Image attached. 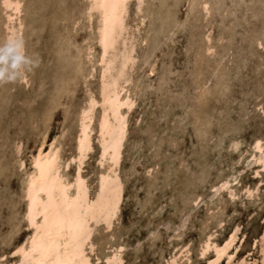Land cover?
<instances>
[{
  "label": "rangeland",
  "instance_id": "374dc122",
  "mask_svg": "<svg viewBox=\"0 0 264 264\" xmlns=\"http://www.w3.org/2000/svg\"><path fill=\"white\" fill-rule=\"evenodd\" d=\"M154 1L144 0L138 15H133V2L128 6V23L142 19L137 35L145 43H136V60L129 73L128 88L136 102L127 117L118 164L120 205L109 230L102 223L94 228L91 258L120 245L123 264H163L189 242L190 263L177 264H205L211 252L197 258L201 240L212 233V239L221 243L238 225V240L241 235L243 239L235 243L238 248L231 264L242 257L241 264L249 263L258 257L257 245L251 248V243L264 227V168L249 159L253 142H264V0H209L211 10L204 18L196 9L189 10V0ZM82 6L84 0H23L24 52L18 61L1 43L0 27V264L10 263L15 247L29 232L22 218L21 184L30 157L38 145L46 149L59 137L61 158H69L75 115L86 92L96 94L95 72L92 77H67L73 56L91 43L94 34L95 17L87 21ZM207 30L210 53H204ZM155 45H159L156 50ZM92 49L93 64L98 47L93 44ZM160 79L164 82L159 86ZM97 152L92 141L82 167L90 194L99 170ZM73 169L71 162L65 172L71 176ZM233 177L236 180L227 188H214L220 180ZM255 185L252 196L241 193ZM229 191L236 196L229 198ZM196 198L198 204L193 202Z\"/></svg>",
  "mask_w": 264,
  "mask_h": 264
},
{
  "label": "bare ground",
  "instance_id": "6f19581e",
  "mask_svg": "<svg viewBox=\"0 0 264 264\" xmlns=\"http://www.w3.org/2000/svg\"><path fill=\"white\" fill-rule=\"evenodd\" d=\"M181 1L183 2V0ZM131 2H133V15H138L142 11L144 0H84V6H82L84 18L90 22L91 19L95 17L94 34L90 41L91 43H87L82 51H79L76 56H73L74 58L71 62L72 69L67 77L68 79H72L78 74L83 77H92L95 72L97 79L96 94H94L92 90H88L83 103L75 115L76 133L74 137L73 154L69 158H61L60 144L57 140L59 137H55L51 140L46 149H43L44 145H38L34 154L30 157V168L24 175L21 184L22 197L24 199L22 218L29 232L23 241L15 247L14 251H11L13 259L9 264H123L124 262L122 258V246L120 245L111 247V250L107 254L94 255L93 258H91L95 244L90 238L97 224L102 223L104 229L109 230L118 212L122 197V182L118 175V164L126 137L127 117L136 102V97H134L128 88L131 83L129 73L136 60V43L139 41L143 43L145 41L137 35L140 25L142 24V19H133L131 23L127 21L128 6ZM188 2L190 9L187 8V12L188 9H196L200 18L206 17L209 10H211L209 9V0H189ZM22 3L23 0H0V27L3 31L1 43L12 51L16 61L20 59L24 52V42L21 39L23 23L20 19ZM175 4L176 3H174V6ZM222 4L220 8H222ZM246 4L248 5L247 2ZM156 6L159 7V4H156ZM232 6H234L235 10V5L233 4ZM160 9L162 10V7H160ZM158 10L155 12H159ZM245 11L247 12V10H244L243 13L246 15ZM212 12L211 14H214ZM152 13L155 15L153 11ZM152 13H150V15H152ZM173 17L175 18V16ZM153 19L155 20L157 18L153 17ZM166 19L169 20L168 17ZM242 19L243 18H241V21L244 20ZM244 21L246 22V20ZM166 24H164V26ZM75 25L76 22L74 21L72 29ZM151 25V27H153L154 24ZM182 26L183 25H181L180 28H182ZM159 27L160 26H158V28ZM163 27L161 28L164 30L166 26ZM177 29L179 30V27ZM159 31H161V29L156 33L159 34ZM220 33L222 34V32ZM203 39L205 47L204 53L212 52V48L209 44L208 30L203 35ZM256 43L260 45L259 41ZM93 44L98 47V52L95 63L92 64ZM152 46L150 45V47ZM157 47L155 45L154 50H156ZM149 53H151V51ZM146 58L147 56L145 59ZM148 60L150 61V59ZM85 65L89 66L83 73V67ZM141 65L143 64L141 63ZM154 71L155 65L153 64L151 73H154ZM22 80H25L24 76ZM163 80L164 79H160L158 82L159 86L163 84ZM67 82L68 81L62 84L61 88H59L60 91L64 90ZM204 88L205 84L203 85L202 83L199 85L200 97L204 95ZM46 108L48 110L49 107ZM96 109L97 114L95 115ZM46 112L45 109L44 114H46ZM94 119L95 126L93 128ZM43 122L46 123L45 121ZM93 132L95 133L94 138H92ZM92 141L96 142L98 148L96 163L99 166V170L95 176L93 193L90 194L86 177L82 174V167L84 160H86L92 148ZM251 158L255 163L260 164V166L264 168V142L260 139L253 142L252 150L249 155V159ZM71 162H74V169L71 176H69L65 171ZM247 162L248 160L245 161V163ZM22 166L23 162L20 161L19 167ZM235 180L234 177L230 180H220L214 188L216 190L227 188V186ZM256 190V185L254 188L244 187L241 193L246 196H252L255 194ZM262 190H264V188ZM228 196L229 198H234L236 193L234 191H229ZM196 201L197 198L193 200L194 203H197ZM218 224H221V222ZM204 232H206V230ZM238 232V225L233 226L221 243H216L212 239V233L208 234L198 244L197 258H203L208 252H211V257L207 259L205 264H220L222 259H225V263L222 264H231L233 256L236 254L238 248V246L235 245L238 240ZM242 239L243 236L241 235L237 243H242ZM188 243L180 248L177 255L170 256L167 260L164 259L166 261L163 264H177L181 261L188 262L190 258L188 256ZM234 245L235 247L230 253L229 251L232 250L231 248ZM256 245L258 257L256 259H251L249 263L244 261L245 264H264V227L260 231L257 240L254 239L251 243V248H254ZM176 248H178V246ZM171 251L173 252V250ZM242 258L233 264H241L243 262V260H241Z\"/></svg>",
  "mask_w": 264,
  "mask_h": 264
}]
</instances>
